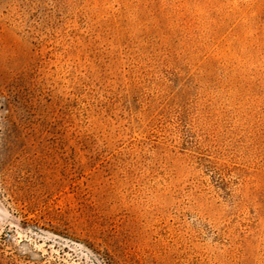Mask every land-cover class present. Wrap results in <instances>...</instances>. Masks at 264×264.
Here are the masks:
<instances>
[{
  "label": "rangeland",
  "instance_id": "1",
  "mask_svg": "<svg viewBox=\"0 0 264 264\" xmlns=\"http://www.w3.org/2000/svg\"><path fill=\"white\" fill-rule=\"evenodd\" d=\"M0 264H264V0H0Z\"/></svg>",
  "mask_w": 264,
  "mask_h": 264
}]
</instances>
